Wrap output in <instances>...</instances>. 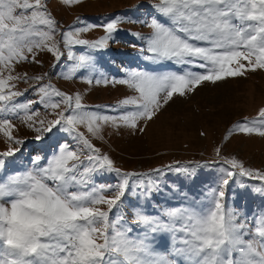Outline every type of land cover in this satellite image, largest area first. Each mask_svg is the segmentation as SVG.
Listing matches in <instances>:
<instances>
[{"label":"snow or ice","instance_id":"1","mask_svg":"<svg viewBox=\"0 0 264 264\" xmlns=\"http://www.w3.org/2000/svg\"><path fill=\"white\" fill-rule=\"evenodd\" d=\"M61 2L71 6L83 0ZM49 3L0 0V133L9 143L0 152V264H264V209L249 213L245 203L236 206L242 191L264 199V171L246 167L235 156L222 157L217 147L216 179L191 195L160 177L174 171L194 182L198 169L217 162L124 171L90 139L103 140L105 126L143 133L174 94L183 97L205 83L264 70V0H148L132 5V15H114L101 25L77 17L63 30ZM125 22L150 29L129 30L139 42L131 47L145 67L111 61L121 76L110 77L97 57L117 42ZM98 26L103 36L80 38ZM44 52L54 57L53 67L65 62L58 74L64 79L126 85L135 94L116 105L90 106L82 94L53 86L48 73L13 75L18 64L42 65L36 57ZM30 79L37 99L24 100L28 89L16 90L15 82ZM35 105L55 119L38 118ZM13 119L34 130L36 141L55 130L73 143L59 142L50 153L41 149L23 165L21 149L11 147L24 143L12 135ZM233 133L264 137V109L258 121L234 124L225 143ZM112 175L115 183L98 182ZM237 177L259 183L251 188L239 183L229 203Z\"/></svg>","mask_w":264,"mask_h":264},{"label":"rangeland","instance_id":"2","mask_svg":"<svg viewBox=\"0 0 264 264\" xmlns=\"http://www.w3.org/2000/svg\"><path fill=\"white\" fill-rule=\"evenodd\" d=\"M138 2L147 4L148 0H83L82 3L71 6L64 5L61 0H50L48 7L63 30L74 24L77 17H84L88 23L101 25L104 20L114 15H132L131 6ZM119 28L124 31L117 33V42H110L109 48L97 57L104 71L110 77L116 78H120L121 73L111 61H115V65L119 66L145 67V63L131 47L132 44L139 45V42L129 34V30L141 33L150 31L146 25L139 23L125 22L121 23ZM104 34V28L98 26L87 33H82L80 38L94 40ZM56 39H60L59 35ZM36 58L43 64H18L13 75L27 73L31 77L48 73L53 86L69 94H82V102L90 106L116 105L121 99L135 94L126 85H89L80 77L64 79L58 74L65 69V62L62 61L59 67H53L54 57L46 52L37 55ZM15 83L18 91L28 89L22 99H37L31 89L35 81L30 79L26 83L23 81ZM35 107L40 108L41 116L38 118L47 116L48 119H55V116L48 115L40 105ZM262 109H264V70L257 69L246 72L243 77L229 78L226 82H218L215 85L205 83L183 97L174 94L173 100L147 123L143 133L133 134L127 127L116 130L111 126H105L103 140L91 137L90 139L101 153L109 155L115 166L124 171L148 172L177 163L186 166L197 162L200 164L206 161L217 162L212 168L198 169L194 182L185 180L183 173L174 171L166 172L160 177L163 183L170 186L182 185V191L195 195L212 184L218 175L219 158L215 152L217 147L221 148L222 157L235 156L243 161L246 167L264 171V137L256 133H233L231 138L224 142V137L234 124L245 120L258 121ZM106 114L114 113L106 111ZM12 123L16 126L12 135L24 141L22 145L11 144V147L21 149L18 162L23 165H29V157L41 149H43L41 154L50 153L59 142L73 143L70 137L55 130L47 134L42 141H36L35 131L28 128L21 120L13 119ZM81 130L83 131V128ZM8 147L7 138L0 133V152L6 151ZM98 182L112 184L116 182V177L106 176ZM241 182L248 184L250 188L259 183L249 178L237 177V184H233L229 190V203H232V193L237 191V186ZM105 194L113 195L112 192ZM157 199L165 203L162 197ZM169 203L174 204L175 201ZM241 203L246 204L249 213L264 209V199L254 197L248 191L240 192L236 206L239 207ZM102 207L106 209V206ZM148 211L152 212L153 209L149 208ZM124 212L126 217L131 219L130 209L126 207Z\"/></svg>","mask_w":264,"mask_h":264}]
</instances>
